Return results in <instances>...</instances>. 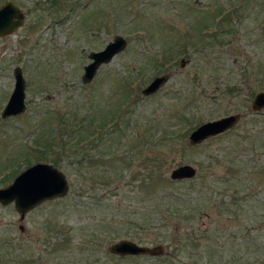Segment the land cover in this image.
<instances>
[{
	"label": "rangeland",
	"instance_id": "rangeland-1",
	"mask_svg": "<svg viewBox=\"0 0 264 264\" xmlns=\"http://www.w3.org/2000/svg\"><path fill=\"white\" fill-rule=\"evenodd\" d=\"M11 1L24 20L0 36V111L15 66L25 107L0 115V182L11 173L0 186L41 161L59 168L67 190L21 219L12 202L0 203V264H155L164 255L174 264L178 237L201 255L195 262L185 252L182 264H264V107L250 106L264 90V0H243L225 15L231 31H216L221 45L211 48L212 32L200 40L198 26L238 0ZM115 34L124 48L82 81L89 50ZM163 73L159 88L142 95ZM127 91L120 118L96 129L99 111L114 110ZM228 113H239L232 127L189 143L197 124ZM60 140L79 142L80 155L59 154ZM55 152L58 164L49 160ZM182 163L194 175L170 179ZM181 204L184 211H170ZM119 238L159 244L162 257L111 253Z\"/></svg>",
	"mask_w": 264,
	"mask_h": 264
},
{
	"label": "water",
	"instance_id": "water-1",
	"mask_svg": "<svg viewBox=\"0 0 264 264\" xmlns=\"http://www.w3.org/2000/svg\"><path fill=\"white\" fill-rule=\"evenodd\" d=\"M20 8L11 0L0 3V36L6 35L23 23ZM126 44L125 38L115 34L101 49L89 50V61L82 65L81 80L89 81L94 76L98 66L111 59L122 50ZM183 60L181 59V62ZM13 86L4 103L0 115L8 116L20 113L24 107L25 80L19 66L12 69ZM166 73L154 75L149 82L141 88L142 95L156 91L167 79ZM250 106L253 111L264 107V90H258L251 98ZM239 113H228L216 118L208 119L197 124L187 135L189 143L194 144L203 139L223 132L232 127L238 120ZM195 173V168L189 163H182L173 167L169 172L172 180L189 178ZM67 190V180L58 167L49 162H35L19 171L12 180L0 186V203L12 202L14 209L21 219L24 213L39 204L41 201L63 195ZM21 227V225H19ZM108 250L119 256L147 255L154 256L162 253L159 244L147 245L137 243L128 238H119L112 242ZM36 264H45L37 262Z\"/></svg>",
	"mask_w": 264,
	"mask_h": 264
},
{
	"label": "trees",
	"instance_id": "trees-1",
	"mask_svg": "<svg viewBox=\"0 0 264 264\" xmlns=\"http://www.w3.org/2000/svg\"><path fill=\"white\" fill-rule=\"evenodd\" d=\"M241 1H243V0H238L236 3H232L227 9L225 8H220L219 7V9H218V11H216V13H214L212 16H211V23H209V24H205V23H203V25H201V26H198V28H197V33H199L198 34V36H199V38H201L200 40H203V38H204V36H201V35H204V33L205 34H208L209 35V33H211L212 32V36H210L209 38H211V41L213 42V43H211V44H209V48H211V47H213L214 45H221V44H219L218 42H217V38H218V36L219 35H223L224 33H226L227 31L229 32V31H231L230 30V26H231V24H229V19H228V23H227V21L226 20H223V18L225 17V15L226 16H228V14L230 13V12H234V14H237V10H238V8L240 7L239 5H240V3H241ZM245 1V3L247 2V1H249V0H244ZM243 5V4H242ZM244 7H242L241 9H243ZM240 9V10H241ZM239 10V11H240ZM223 23V24H222ZM224 26H226V29H224V28H221V27H224ZM219 27V29L218 30H216L217 28ZM216 31H218V32H220V34L219 35H217L216 36V34L213 36V34L216 32ZM207 32V33H206ZM204 42V41H203ZM183 52H185V51H183V50H178V51H176L174 54H179V53H182L183 54ZM170 56H173V55H171L170 54ZM246 67V66H245ZM244 67V69H242L243 70V72H247V68H245ZM246 77H248L247 76V74H246ZM131 81V80H130ZM129 81V82H130ZM128 82V83H129ZM130 93H129V91H127V93L124 95V97L123 98H121V100H119L117 103H116V106H115V108H114V110H112V111H110L109 112V110H104V108H102V110L103 111H99V113H100V119H99V125L97 126L96 124H94L95 125V127H97L96 129H99L100 127H101V125H106V124H109L111 121H107L108 119H117V118H120V115L122 114V110H121V112H120V109H122L121 107L124 105L123 104V102H125V98H126V96L127 95H129ZM101 108V107H100ZM103 114V115H102ZM65 120H61V121H59V123L60 124H62V126H65L66 124H67V122H64ZM92 121V118H91V116H90V118H89V120H88V122H91ZM79 123V122H78ZM78 126H79V124H78ZM80 130H84V127H79L78 128V132L79 133H81L82 131H80ZM48 131V130H47ZM95 131H90V132H88V136L90 135V134H93ZM83 133V132H82ZM94 136H96L95 138L96 139H98V136L97 135H94ZM84 137H85V135L83 134L82 136H80L79 137V139L78 140H80V141H82V140H84ZM74 143L73 144H70V143H66V141H64V140H60L59 141V143L56 145V146H58V153L59 152H64V151H66V152H72V153H74V154H76L77 156H79L80 155V153H79V151H80V149L82 148V146H79V142H77V141H73ZM41 143V145L44 147V144L42 143V142H40ZM39 144V143H38ZM70 145V146H69ZM46 146H50V145H46ZM69 147H71V148H69ZM57 152V151H56ZM55 152V153H56ZM58 153H56L55 154V157L53 158V157H51L52 159H49L53 164H58V162L61 160V156L58 154ZM82 153V156L78 159V160H76V164H78L80 167L83 165V161L86 159L85 157H84V155H83V152H81ZM2 170H4V169H2ZM1 170V171H2ZM1 173V172H0ZM8 174H10V175H8ZM8 174H2L1 175V182L0 183H2L4 180H6V178H8L9 176H11V173L8 171ZM162 196V195H161ZM160 197V196H159ZM172 198H171V202H173V203H175L176 201H178L179 200V198H177L176 196H171ZM180 202H181V199H180ZM197 202V201H196ZM155 208H156V206H155ZM166 208L169 210V208H170V205H169V203L166 205ZM166 209V210H167ZM170 211H172V212H174V213H179V212H181V211H184V207H183V205L181 204V205H178L177 207L176 206H174L173 207V209L172 210H170ZM177 211H179V212H177ZM165 216V215H164ZM164 219H168L166 216L165 217H163ZM161 220V219H160ZM161 239H165V240H168V239H166L165 237H162ZM158 240V239H157ZM193 239H191V240H189V241H192ZM169 241V240H168ZM182 240H181V237H178V242L176 243L177 244V247H175V249H174V251H172V253H174V255H178L177 257H176V259L174 260V261H176L174 264H182V263H180L181 262V260H180V257H182L184 254H185V252H187L186 253V255H184V256H188V257H192L193 258V261H195V262H197V258L198 257H201V255H199L198 254V252L196 253L195 252V250H193V249H195V247L193 246V244L191 243V242H189L188 243V245H191V247H189L188 245H187V243L186 242H181ZM198 243H199V241H198V237H197V245H198ZM185 244L187 245V247H188V251L187 250H184V246H185ZM197 250H198V248H197ZM198 256H197V255ZM165 257H164V259L163 258H161V257H159V255L158 256H155V259H157V260H159V258H161V261H157L156 263L157 264H170L171 263V261L169 260V258L170 257H167L166 255H164ZM149 258H150V260L152 259L153 260V258H152V256L150 257L149 256ZM171 259H172V257H171ZM167 262V263H166ZM151 263H153L154 264V261H152ZM155 263V264H156ZM172 264V263H171Z\"/></svg>",
	"mask_w": 264,
	"mask_h": 264
},
{
	"label": "flooded vegetation",
	"instance_id": "flooded-vegetation-1",
	"mask_svg": "<svg viewBox=\"0 0 264 264\" xmlns=\"http://www.w3.org/2000/svg\"><path fill=\"white\" fill-rule=\"evenodd\" d=\"M24 18V17H23ZM256 112V111H255Z\"/></svg>",
	"mask_w": 264,
	"mask_h": 264
}]
</instances>
